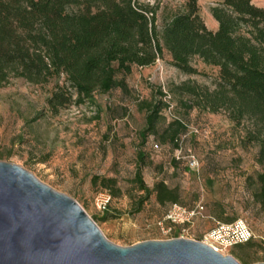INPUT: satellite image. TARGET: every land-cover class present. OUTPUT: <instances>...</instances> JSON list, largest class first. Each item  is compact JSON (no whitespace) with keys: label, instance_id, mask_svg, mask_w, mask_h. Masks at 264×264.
<instances>
[{"label":"rangeland","instance_id":"1","mask_svg":"<svg viewBox=\"0 0 264 264\" xmlns=\"http://www.w3.org/2000/svg\"><path fill=\"white\" fill-rule=\"evenodd\" d=\"M185 1L162 0L160 29ZM218 1L199 0L200 14L210 29L215 25L210 7ZM252 2L264 7V0ZM192 65L196 73L183 72L165 50L149 67L118 73L126 87L96 94L91 102L68 104L58 113H53L47 100L57 83L64 85V77L43 85L13 79L0 88V161L22 166L76 200L118 245L172 238L200 241L216 221L242 218L254 237L228 253L241 264L264 262V209L256 198L257 176L263 171L260 147L246 137L249 123L236 124L225 111L212 113L193 106L192 96L181 86L191 83L214 89L219 68L198 58ZM154 97L162 102L160 117L156 132L144 139L147 111L140 110L138 103ZM174 120H181L185 127L171 125ZM176 131H180L178 147L171 141ZM139 151L146 153L142 175L151 190L164 182L175 191L178 203L204 206L203 216L187 232L175 226L166 234L157 226L174 202H159L155 191L141 202L144 192L135 181ZM189 153L195 155L196 165ZM109 196L107 209H101L100 200Z\"/></svg>","mask_w":264,"mask_h":264},{"label":"trees","instance_id":"2","mask_svg":"<svg viewBox=\"0 0 264 264\" xmlns=\"http://www.w3.org/2000/svg\"><path fill=\"white\" fill-rule=\"evenodd\" d=\"M161 5L162 0H0V88L16 78L43 85L64 77V85L57 83L47 100L58 113L68 104L91 102L96 94L126 87L118 73L149 67L165 50L188 74L197 72L194 58L218 67L214 89L191 83L181 88L192 96L193 106L225 111L236 124H250L246 137L259 145L263 165L256 198L264 209V7L252 0H219L210 7L218 22L212 30L200 14L199 0H187L160 29ZM161 103L156 97L138 103L147 111L144 139L156 132ZM171 125L185 127L181 120ZM179 132L171 135L176 147ZM145 157L144 151L138 152L135 181L144 192L141 202L155 191L159 202L178 203L164 182L152 190L147 186Z\"/></svg>","mask_w":264,"mask_h":264},{"label":"water","instance_id":"3","mask_svg":"<svg viewBox=\"0 0 264 264\" xmlns=\"http://www.w3.org/2000/svg\"><path fill=\"white\" fill-rule=\"evenodd\" d=\"M0 264L241 263L187 238L118 245L76 200L22 166L0 161Z\"/></svg>","mask_w":264,"mask_h":264},{"label":"built area","instance_id":"4","mask_svg":"<svg viewBox=\"0 0 264 264\" xmlns=\"http://www.w3.org/2000/svg\"><path fill=\"white\" fill-rule=\"evenodd\" d=\"M159 148L158 145H154ZM191 152V151H189ZM179 158V156H177ZM190 162L193 165L197 164L195 155L189 153ZM110 201L109 197H103L100 200L99 206L105 210ZM204 206L200 204L195 207H187L180 203L171 204L158 219L157 226L163 233H170L175 226H180L182 232H187L194 221L203 216ZM254 237V232L250 225L244 219H236L232 222L216 221L213 228L202 235L200 241L210 245L216 251L229 255V250L233 247L247 243Z\"/></svg>","mask_w":264,"mask_h":264},{"label":"crops","instance_id":"5","mask_svg":"<svg viewBox=\"0 0 264 264\" xmlns=\"http://www.w3.org/2000/svg\"><path fill=\"white\" fill-rule=\"evenodd\" d=\"M215 25L212 28V30H217L218 29V22L214 19Z\"/></svg>","mask_w":264,"mask_h":264}]
</instances>
